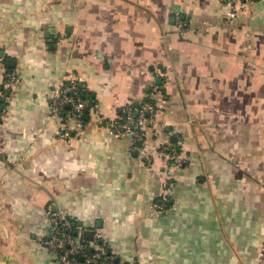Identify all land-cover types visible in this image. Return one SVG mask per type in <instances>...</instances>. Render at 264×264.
I'll list each match as a JSON object with an SVG mask.
<instances>
[{"label": "crops", "instance_id": "1", "mask_svg": "<svg viewBox=\"0 0 264 264\" xmlns=\"http://www.w3.org/2000/svg\"><path fill=\"white\" fill-rule=\"evenodd\" d=\"M228 9L0 0V264H61L42 243L48 209L120 263L264 264V2ZM68 74L91 107L60 138L48 94ZM156 82L144 137L115 136L106 121ZM179 139L177 166L157 150Z\"/></svg>", "mask_w": 264, "mask_h": 264}, {"label": "built area", "instance_id": "2", "mask_svg": "<svg viewBox=\"0 0 264 264\" xmlns=\"http://www.w3.org/2000/svg\"><path fill=\"white\" fill-rule=\"evenodd\" d=\"M252 0H226L229 9L228 16H234L246 10L247 5ZM264 2V0H260ZM178 19L179 26L184 24ZM0 57V64L2 63ZM4 84L13 86L17 80V73L13 70L5 72ZM164 84L154 83L152 85L150 97L141 100L137 105L131 102L125 104L121 113L115 118L106 121L107 127L117 137L125 133H130L137 140H141L146 131V127L152 122L153 114L162 105L164 100ZM0 96H3L0 93ZM48 104L51 111L62 112L58 123L57 134L60 138H67V131L70 123L75 128L80 129L84 125L86 110L91 107L90 100L86 98L81 89V82L73 74H68L54 85L48 94ZM182 140H178L174 145L161 146L157 153L166 158L171 163L180 166L184 164V157L181 152ZM149 161V156L145 157ZM159 208H163L160 204ZM48 221L50 227L42 243L56 256L61 264H135L131 259L128 263L115 261V256L95 239L85 241L82 236L72 234V226L69 218L63 211H53L48 209Z\"/></svg>", "mask_w": 264, "mask_h": 264}, {"label": "water", "instance_id": "3", "mask_svg": "<svg viewBox=\"0 0 264 264\" xmlns=\"http://www.w3.org/2000/svg\"><path fill=\"white\" fill-rule=\"evenodd\" d=\"M85 233L87 235V238L91 239L90 235L92 234V231L87 229Z\"/></svg>", "mask_w": 264, "mask_h": 264}, {"label": "trees", "instance_id": "4", "mask_svg": "<svg viewBox=\"0 0 264 264\" xmlns=\"http://www.w3.org/2000/svg\"><path fill=\"white\" fill-rule=\"evenodd\" d=\"M81 89H82V88H81ZM83 95H84V94H83ZM84 96H85V95H84ZM86 98H87V97H86ZM137 104H138V103H137ZM137 104H136V105H137ZM132 105H135V103H132ZM73 229H74V228H72V231H71V232H72V234H74V231H73Z\"/></svg>", "mask_w": 264, "mask_h": 264}, {"label": "bare ground", "instance_id": "5", "mask_svg": "<svg viewBox=\"0 0 264 264\" xmlns=\"http://www.w3.org/2000/svg\"><path fill=\"white\" fill-rule=\"evenodd\" d=\"M136 105V104H135Z\"/></svg>", "mask_w": 264, "mask_h": 264}]
</instances>
